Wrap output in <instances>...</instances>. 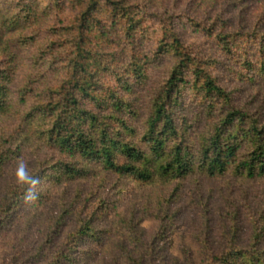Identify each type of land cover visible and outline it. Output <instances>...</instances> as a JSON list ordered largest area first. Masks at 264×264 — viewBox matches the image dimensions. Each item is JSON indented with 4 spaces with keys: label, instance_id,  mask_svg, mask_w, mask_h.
<instances>
[{
    "label": "trees",
    "instance_id": "obj_1",
    "mask_svg": "<svg viewBox=\"0 0 264 264\" xmlns=\"http://www.w3.org/2000/svg\"><path fill=\"white\" fill-rule=\"evenodd\" d=\"M0 3V119L13 108L11 82L18 58L34 41L33 35L27 36L26 32L33 31L52 12H62L67 7L75 12L70 24L63 28L59 44L51 42L49 47L54 52L60 50L47 63L48 69L55 66L53 70L60 77L47 88H40V84L37 87L38 83L31 86L30 81L18 88L16 104L23 115L16 134L4 140L7 148H0V178L11 157L18 156L24 140L29 139H24L28 131L36 132L39 149L48 147L57 157L48 156L50 160L36 163L20 181L7 187L0 199V238L21 221L18 210L42 181L56 186L64 181L84 180L92 174H108L151 186L193 176L264 178L263 120L234 105L230 93L210 71L215 62L194 45H184L169 18L162 17V35L158 36L150 32L144 11L131 0ZM192 24L214 37L222 55L264 81V33L255 29L249 35L230 34L216 32L213 26ZM245 37L256 38V49L237 54L239 38ZM150 41L154 44L152 57L145 49L139 50ZM129 51L130 59L122 63ZM164 56L172 57L174 64L168 78L151 92L142 130H138L134 120L139 118V112L131 97L147 77L145 64ZM49 76H54L51 71ZM107 78L115 85L105 82ZM183 91L199 99L198 112L188 110ZM29 95L34 102H28ZM203 120L205 126L199 130ZM65 213L48 231L36 260L45 258L44 264H86L92 259L89 252L79 249L85 242H102L100 236L104 233L93 228L92 218L79 219L75 229L60 241L61 247H54L62 238ZM254 226L245 244L239 243L235 232L223 251L206 249L198 264H264V212ZM7 263L29 264L19 263L17 257Z\"/></svg>",
    "mask_w": 264,
    "mask_h": 264
},
{
    "label": "rangeland",
    "instance_id": "obj_2",
    "mask_svg": "<svg viewBox=\"0 0 264 264\" xmlns=\"http://www.w3.org/2000/svg\"><path fill=\"white\" fill-rule=\"evenodd\" d=\"M131 1L144 11L145 25L158 36L162 35V17L169 18L174 29L180 32L184 45H194L215 62L210 71L230 93L234 105L264 122V81L256 74L249 75L239 63L222 55L214 37L207 36L192 24L213 26L216 32L230 34L249 35L255 29L264 33V0ZM74 14L68 7L62 12H52L33 31L26 32L27 36L33 35L34 41L22 51L13 72L14 102L11 112L0 119L1 149L7 148L4 140L16 134L22 119L21 106L16 104L18 88L29 81L31 86L38 83L37 87L40 84V88H47L60 77L53 70L55 66L47 68V63L52 62L49 59L60 50L54 52L49 47L51 42L59 44L61 38H58ZM239 40L241 45L237 54L244 55L245 50L256 49V38ZM144 46L147 47L142 45L139 50L145 49L152 57L153 42ZM130 56L129 51L122 63H127ZM155 60L145 64L147 77L131 97L139 112V118L134 120L138 130H142L151 92L168 78L174 64L170 56ZM49 71L54 76L50 77ZM46 81L48 83L43 85ZM106 81L110 86L115 85L108 78ZM30 96L28 102H34L35 98ZM183 96L190 112L200 110L199 99H195L190 91H183ZM204 122H200L199 130L204 128ZM25 135L24 139H29L24 140L18 156L11 157L6 173L0 178V199L7 187L20 181L27 169L48 156L51 159L57 157L48 147L39 149L36 132L28 131ZM34 192L17 212L22 223L13 224L0 238V264L10 262L13 257H17L19 263L44 264L45 258L36 260L35 255L64 211L62 238L56 241V249L75 229L79 219L92 218L93 228L104 233L100 236V244L90 241L79 246L91 254L92 259L86 264H198L206 249L215 253L223 251L233 233H237L241 245L245 244L255 228L254 221L264 212V178H239L231 174L212 179L193 176L151 186L118 180L113 175L92 174L84 180L64 181L56 186L48 180L42 181L36 184ZM100 205L103 208L96 209Z\"/></svg>",
    "mask_w": 264,
    "mask_h": 264
}]
</instances>
